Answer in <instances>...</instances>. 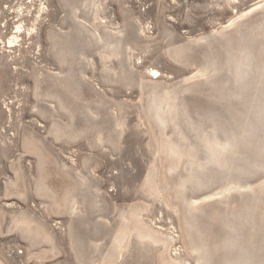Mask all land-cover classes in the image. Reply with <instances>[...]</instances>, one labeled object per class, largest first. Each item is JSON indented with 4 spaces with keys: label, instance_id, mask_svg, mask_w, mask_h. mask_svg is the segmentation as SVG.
<instances>
[{
    "label": "rangeland",
    "instance_id": "rangeland-1",
    "mask_svg": "<svg viewBox=\"0 0 264 264\" xmlns=\"http://www.w3.org/2000/svg\"><path fill=\"white\" fill-rule=\"evenodd\" d=\"M263 187L264 0H0V264H264Z\"/></svg>",
    "mask_w": 264,
    "mask_h": 264
},
{
    "label": "bare ground",
    "instance_id": "bare-ground-1",
    "mask_svg": "<svg viewBox=\"0 0 264 264\" xmlns=\"http://www.w3.org/2000/svg\"><path fill=\"white\" fill-rule=\"evenodd\" d=\"M67 77H68V76H67ZM195 79H196V78H195ZM194 81H195V80H194ZM66 82H67V81H66ZM192 82H193V81H192ZM68 85H69V84H68ZM187 89H188V88H187ZM164 98H165V97H164ZM161 99H162V98H161ZM165 99H166V98H165ZM61 102H62V101H61ZM159 103H160V102H159ZM159 103H157V104H159ZM157 104H156V105H157ZM160 104H161V103H160ZM162 104H163V103H162ZM167 104H168V103H167ZM168 105H170V104H168ZM160 107H161V106H160ZM171 107H172V106H171ZM163 108H164V107H163ZM168 108H169V107H168ZM153 109H154V108H153ZM162 111H163V110H162ZM165 111H166V110H165ZM157 112H158V111H157ZM157 112H155V113H157ZM158 114H160V113H158ZM159 116H161V115H159ZM156 117H157V116H156ZM156 117H155V118H156ZM174 117H175V116H174ZM161 118H162V117H161ZM164 118H165V117H164ZM158 119H159V118H158ZM160 120H162V119H159V121H160ZM157 121H158V120H157ZM165 121H166V120H165ZM161 123H162V122H161ZM163 123H165V122H163ZM165 141H166V140H165ZM167 141L169 142V140H167ZM168 142H167V143H168ZM165 143H166V142H165ZM169 143H170V142H169ZM213 143H214V142H213ZM172 144H173V143H172ZM210 144H211V143H210ZM211 146H212V145H211ZM216 146H217V145H216ZM216 146H215V147H216ZM168 147H170V146H168ZM222 147H223V146H222ZM171 148H172V147H171ZM219 148H220V147H219ZM223 148H224V147H223ZM223 148H222V149H223ZM166 149H167V148H166ZM168 149H169V148H168ZM174 149H175V148L172 149L173 152H175ZM212 149H213V148H212ZM215 149H216V148H215ZM170 150H171V149H170ZM170 150H169V151H170ZM216 150H217V149H216ZM219 150H220V149H219ZM223 150H224V149H223ZM169 151H168V152H169ZM176 151L179 152V149H178V150L176 149ZM210 151L212 152L211 149H210ZM221 151H222V150H221ZM221 151H220V153H221ZM166 152H167V151H166ZM171 152H172V151H171ZM171 152H170V153H171ZM176 153H177V152H176ZM216 153H217V152H215V154H216ZM218 153H219V151H218ZM167 154H168V153H167ZM173 154H174V153H173ZM178 154H179V153H178ZM182 154H183V153H182ZM175 155H177V154H175ZM211 155H214V153L211 154ZM169 157H170V156H169ZM173 157H175V156H173ZM176 157H177V156H176ZM183 157H184V156H183ZM214 157H215V156H214ZM214 157H213V158H214ZM186 158H187V157H186ZM217 158H218V157H217ZM173 159H174V158H173ZM174 160H175V159H174ZM179 160H180V159H179ZM219 160H220V158H219ZM177 162H178V161H177ZM179 162H180V161H179ZM181 162H182V161H181ZM177 164L179 165V163H177ZM174 165H175V164H174ZM178 165H177V166H178ZM181 165H182V164H181ZM190 166H191V165H190ZM197 166H198V165H196V167H197ZM173 167H175V166H173ZM178 167H179V166H178ZM198 168H199V167H198ZM200 168H201V166H200ZM200 168H199V169H200ZM173 169H174V168H173ZM176 169H177V168H176ZM182 169H183V168H182ZM183 181H184V180H183ZM185 181H186V180H185ZM189 181H190V179H189ZM185 183H186V182H185ZM182 185H183V184H182ZM182 185H181V187H182ZM182 188H183V187H182ZM263 188H264V187H263ZM255 189H256V188H255ZM260 189H261V188H260ZM230 192H231V191H230ZM260 192H261V191H260ZM260 192H258V193H260ZM228 193H229V189L223 191V195H226V194H228ZM252 193H254V191H253ZM179 194H180V193H179ZM254 194H256V193H254ZM256 197H258V196L256 195ZM121 231H122V230H121ZM118 238H119V236H118ZM121 241H122V240H121ZM121 241H120V242H121Z\"/></svg>",
    "mask_w": 264,
    "mask_h": 264
}]
</instances>
